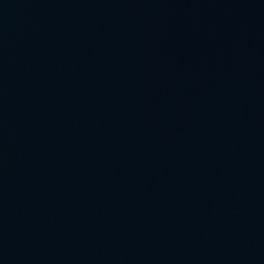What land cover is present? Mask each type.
<instances>
[{
    "label": "water",
    "instance_id": "95a60500",
    "mask_svg": "<svg viewBox=\"0 0 264 264\" xmlns=\"http://www.w3.org/2000/svg\"><path fill=\"white\" fill-rule=\"evenodd\" d=\"M0 264H264V0H0Z\"/></svg>",
    "mask_w": 264,
    "mask_h": 264
}]
</instances>
